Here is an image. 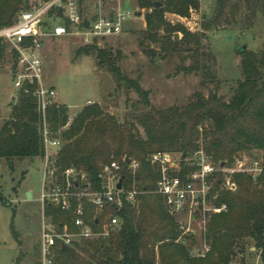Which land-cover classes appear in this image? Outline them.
Returning a JSON list of instances; mask_svg holds the SVG:
<instances>
[{"label":"trees","instance_id":"1","mask_svg":"<svg viewBox=\"0 0 264 264\" xmlns=\"http://www.w3.org/2000/svg\"><path fill=\"white\" fill-rule=\"evenodd\" d=\"M26 0H0V28L15 22L19 12L26 9ZM145 15L146 29L141 42L146 53L167 58L173 53L190 52L192 64L179 67L185 74L204 71L214 78L208 63L211 53L202 50L206 32L238 21L243 8L252 21L264 15V0H216L213 15L205 19L201 31L192 32L181 24L167 21L166 14L189 17L199 10L201 0H136ZM162 5L156 7V3ZM175 33H182L179 42ZM157 46V49L152 48ZM5 46L0 44V60ZM77 55H95L97 64L113 74L120 86L133 90L146 110L133 121L121 122L107 113L101 105L84 106L71 120L66 105H52L47 122L62 141L55 150L56 164L61 170L75 167L88 174L94 189H99V174L104 165L113 161L123 167L124 185H136L139 193L135 203L110 212L119 216L120 224L108 237L76 243L73 247L57 249V264H232L252 244L261 251L264 264V171L255 180L248 174L234 175L235 190L214 187L216 203L227 204L228 210L207 218L204 240L209 247L205 257L195 258L182 241L180 225L168 214L161 196L155 193L157 168L149 156L157 152H179L182 156L204 150L217 164L230 165L240 153L253 150L264 152V50L241 53L243 80L233 90L230 100L211 92L208 97L196 93L185 107L173 106L157 110L152 107L149 91L138 79H131L121 69L120 54L102 49L97 43L84 45ZM1 69V67H0ZM42 116L31 94L19 93L9 118L0 130V161L14 168L17 161L43 158ZM69 124V125H68ZM143 130V134L141 132ZM126 157L140 163L134 173ZM0 201H2L0 199ZM45 214L58 228L73 229L74 213L47 204ZM106 215H97L93 206L87 207L86 219L95 230ZM14 236L19 239L14 224ZM20 248L21 241L19 240ZM24 254L16 259L19 264Z\"/></svg>","mask_w":264,"mask_h":264},{"label":"rangeland","instance_id":"2","mask_svg":"<svg viewBox=\"0 0 264 264\" xmlns=\"http://www.w3.org/2000/svg\"><path fill=\"white\" fill-rule=\"evenodd\" d=\"M125 2V9L132 14L127 24L129 27L122 34L99 40L97 44L114 55L120 54L122 71L131 79H138L142 88L149 91L154 109L183 108L194 100L196 93L208 97L215 92L230 100L238 82L243 80L239 48L246 46V50L257 53L264 50V15L259 13L248 21L246 17L250 13L243 8L236 23L208 31L203 39L202 50L212 54L206 62L215 77L204 76V71L185 74L179 67L192 64L190 52L181 50L167 58L146 53L148 46L141 42L148 10L141 9L136 0ZM215 4L216 0H201L199 10H193L189 17L167 13L166 19L173 25L181 24L192 32H199L203 21L213 15ZM182 36L180 33V39ZM83 46L73 37L51 40L45 45V81L57 90L58 103L68 107L70 120L84 106L99 104L121 122L133 121L135 115L146 110L139 103L138 94L120 86L111 72L97 64L95 55L78 56L77 50ZM152 48L157 49V46L152 45ZM9 68L6 65L0 69V130L18 101V91L9 76ZM141 132L143 134L142 129ZM169 153L182 157L179 152ZM189 155L194 156L195 152ZM239 157L248 164L252 159L259 160L264 171L263 151L243 152ZM42 162V158L17 161L12 169L0 161V264H15L20 251L24 256L19 264H40V233L43 222L49 220L38 202L43 179ZM28 191L33 192L32 200L27 198ZM176 221L179 225L181 222L185 224L186 218L176 217ZM12 224L19 233V239L13 234ZM206 225L207 217L201 218L192 225L189 237H184L183 243L195 258L205 257L209 252L204 240ZM232 264H263L261 251L247 244V250Z\"/></svg>","mask_w":264,"mask_h":264},{"label":"built area","instance_id":"3","mask_svg":"<svg viewBox=\"0 0 264 264\" xmlns=\"http://www.w3.org/2000/svg\"><path fill=\"white\" fill-rule=\"evenodd\" d=\"M131 16L124 0H30L13 24L0 28V44L5 46L0 67L6 61L9 63V76L18 95L31 94L43 119L45 154L38 202L43 210L49 204L74 213L73 229L67 224L60 229L50 220L43 222L38 247L40 264H57V249L63 245L68 248L82 241L110 236L120 224L119 216L110 209L119 211L126 204L135 203L139 193L136 185L127 187L124 180L118 188L123 167L117 161L104 165L99 174V189H94L87 173L75 167L61 170L57 166L55 150L62 141L51 131L47 112L52 105L59 104L58 92L45 81V45L65 37L76 38L84 45L98 43L122 34ZM149 160L159 174L155 193L162 197L168 214L186 218L185 224L180 223L182 233L178 241L182 242L193 231L192 225L201 218L228 210L227 204L216 203L218 194L214 193V187L218 181H221V189L235 190V174H248L256 180L263 173L259 160L252 159L248 164L245 159L238 158L232 166H219L204 150L181 158L169 152H157L151 154ZM128 167L135 173L140 163L131 159ZM88 206H93L96 216L106 215L98 230L86 219Z\"/></svg>","mask_w":264,"mask_h":264},{"label":"water","instance_id":"4","mask_svg":"<svg viewBox=\"0 0 264 264\" xmlns=\"http://www.w3.org/2000/svg\"><path fill=\"white\" fill-rule=\"evenodd\" d=\"M29 2H30V0H26L25 1V5L28 6L29 5ZM161 5L162 4L160 2L156 3V7H160ZM137 15H141V13H137ZM85 25H86V27H88V25H89L88 19L85 20ZM174 41L176 43L180 41V33H175V35H174ZM246 48H247L246 46H243V47L239 48L240 53H242L243 51H245ZM126 163L128 165L131 164V159L129 157L126 158ZM222 166H224V163H222ZM123 180H124V176L120 179V182L118 184V188H121L122 187ZM27 198H28V200H32L33 199V194H32L31 191H28L27 192ZM66 247H67L66 245H63V248L64 249Z\"/></svg>","mask_w":264,"mask_h":264},{"label":"crops","instance_id":"5","mask_svg":"<svg viewBox=\"0 0 264 264\" xmlns=\"http://www.w3.org/2000/svg\"><path fill=\"white\" fill-rule=\"evenodd\" d=\"M126 5H127V4H126V2H125V3H124V6L127 7ZM136 16H137V15H136ZM128 27H129V26H127L126 29H127ZM59 39H60V38H59ZM5 60H6V59H5ZM4 64H5V65H3V66H6V65L9 66V63H8L7 61H6ZM3 66H2V67H3ZM2 67H1V68H2ZM2 75H3V74H2ZM0 98H1V97H0ZM2 127H3V126H2ZM31 192H32V191H31ZM32 194H33V192H32ZM33 197H34V195H33Z\"/></svg>","mask_w":264,"mask_h":264}]
</instances>
